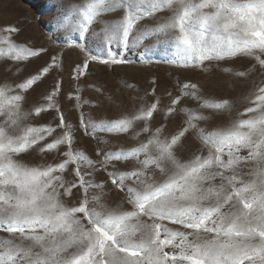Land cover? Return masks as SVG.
Instances as JSON below:
<instances>
[{"label": "snow or ice", "instance_id": "1", "mask_svg": "<svg viewBox=\"0 0 264 264\" xmlns=\"http://www.w3.org/2000/svg\"><path fill=\"white\" fill-rule=\"evenodd\" d=\"M56 5L48 0L50 9ZM165 12L169 15L156 24L142 26ZM107 13L117 15L105 20ZM52 23L56 31L71 28L96 50L90 59L103 55L104 63H124L122 51L156 38V46L181 67L238 55L252 56L264 67V0H85L58 9ZM94 24L103 27L96 30ZM3 31L8 35L0 36V59L28 61L47 52L12 40L18 28ZM151 52L146 47L143 55ZM55 67L52 56L23 82L0 84V233L8 234L0 237V264H264V82L247 97L252 106L240 118L211 130L200 127L208 120L201 109L230 112L232 102L203 98L193 83L182 85L181 96L197 100L199 107L188 109L185 126L171 137L147 123L158 101L115 121L82 115L86 135L88 128L125 133L138 121L145 123L135 137L149 133L136 146L93 160L72 148L74 137L63 116L56 127H21L30 114L21 111L23 94ZM59 90L55 87L34 114L54 109ZM181 96L172 99L168 114L177 111ZM56 128L68 130L54 136ZM189 131L196 132L201 147L182 160L177 148ZM48 137L51 142L39 150L67 145L60 162L30 167L17 159ZM133 160L130 170L118 167ZM70 165L71 181L65 178ZM100 172L107 179L97 181ZM114 190L124 193L118 202L110 201ZM65 198L76 202L69 205Z\"/></svg>", "mask_w": 264, "mask_h": 264}, {"label": "rangeland", "instance_id": "2", "mask_svg": "<svg viewBox=\"0 0 264 264\" xmlns=\"http://www.w3.org/2000/svg\"><path fill=\"white\" fill-rule=\"evenodd\" d=\"M84 2L85 0H57V5L50 9L48 0H0V36L8 35L3 31L5 28L15 27L19 32L11 33V39L16 43L33 49H47V52L28 61L0 59V84L7 82L15 85L23 82L47 66L52 56L57 57V67L50 70L32 89L23 94L25 101L21 104V111L30 114L22 119L21 127L41 125L56 127L63 116L74 137L72 148L84 152L93 160H102L105 151L131 148L145 140L149 133H142L139 137L134 135L143 127L145 121L136 122L134 128L125 133L99 130L93 133V130L88 128L86 135L81 124L82 115L85 120L115 121L158 101L157 110L147 123L152 131L162 128L163 136L171 137L185 126L188 109L199 107L197 100L181 96L184 91L182 85L186 83L197 84L203 98L227 99L232 102L230 112L220 113L211 109H201L208 120L201 121L200 127L208 130L240 118L239 114L243 113L246 107L252 106L248 103L247 97L256 85L264 82V67L252 56L238 55L222 61H205L200 66L181 67L170 62V55L162 47L156 46V38H151L145 40L139 48H132L127 52L121 50L120 58L125 61L124 63H104L107 57L103 55L97 60H91L90 56L97 54L91 45L79 40L78 36L71 32V28L54 30L52 23L58 15V9L66 11L71 5ZM115 15L117 14L107 13L103 19L108 20ZM166 15L169 13H160L158 18L145 19L141 24L144 27L152 26L159 21V17ZM93 27L99 30L103 25L94 24ZM79 45H84V49L90 50L86 51ZM146 47L152 49L150 56L143 55ZM256 54L261 55L259 52ZM85 60L88 61L87 68L83 66ZM17 68L20 71H16ZM226 68L230 71H225ZM238 73L245 75L240 76ZM57 86L60 90L54 98L56 107L41 112L39 116L35 115L34 109L45 105L47 103L45 97ZM177 96H181L180 103L175 106L177 111L168 114L167 109L171 106L172 99ZM66 130L68 129L56 128L53 135L62 134ZM51 139L52 137H48L46 141H41L17 159L30 167L60 162L64 159L61 153L67 151V145H62L58 151L39 150L44 143L51 142ZM200 147L201 141L196 132L189 131L182 139V147L177 148V155L182 160L190 159ZM97 152H100L99 156ZM206 152L207 149L205 154ZM135 164L133 160L127 165L121 163L118 167L121 170H130ZM72 167L70 165L69 171L65 173V178L69 181L74 179ZM95 179L97 181L107 179V174L97 173ZM123 197L122 192L115 190L110 192V201L118 202ZM65 200L69 205L76 202L69 198ZM168 226L180 227L171 224ZM7 235L0 233V237Z\"/></svg>", "mask_w": 264, "mask_h": 264}]
</instances>
